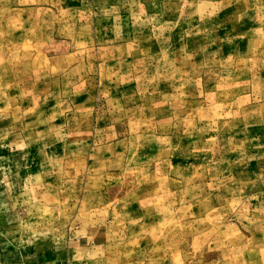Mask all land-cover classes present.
<instances>
[{"label": "rangeland", "instance_id": "obj_1", "mask_svg": "<svg viewBox=\"0 0 264 264\" xmlns=\"http://www.w3.org/2000/svg\"><path fill=\"white\" fill-rule=\"evenodd\" d=\"M0 264H264V0H0Z\"/></svg>", "mask_w": 264, "mask_h": 264}]
</instances>
